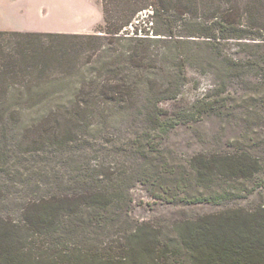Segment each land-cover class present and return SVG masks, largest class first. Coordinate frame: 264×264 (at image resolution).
I'll return each mask as SVG.
<instances>
[{
    "label": "trees",
    "instance_id": "obj_1",
    "mask_svg": "<svg viewBox=\"0 0 264 264\" xmlns=\"http://www.w3.org/2000/svg\"><path fill=\"white\" fill-rule=\"evenodd\" d=\"M99 2L104 26L93 35L0 30V205L17 168L34 186L19 220L0 213V264H264V195L246 205L241 187L264 188V163L251 151L192 157L208 194L189 203L217 209L182 217L170 232L150 222L126 228L120 207L131 182L154 179L152 133L187 120L163 105L189 70L215 76L223 94L238 84L262 95L264 0ZM260 101L243 105L258 121ZM215 103L194 109L207 114ZM121 122L143 131L127 156L139 169L92 168L82 136Z\"/></svg>",
    "mask_w": 264,
    "mask_h": 264
},
{
    "label": "rangeland",
    "instance_id": "obj_2",
    "mask_svg": "<svg viewBox=\"0 0 264 264\" xmlns=\"http://www.w3.org/2000/svg\"><path fill=\"white\" fill-rule=\"evenodd\" d=\"M0 14L2 31L93 35L104 26L99 0H0ZM188 78L178 98L163 105L171 118H176L182 112L187 114V120L178 121L167 134L155 131L151 135V144L158 151L151 158L153 166L149 167L154 179L150 182H131L130 190L123 193L122 198L128 202V205H120L124 216L128 212L126 228L137 222H150L170 232L173 223L182 217L206 214L217 209L209 204L189 203L191 198L208 194L190 169L192 157L198 154L232 153L236 149H245L264 163V90L260 93L262 95H256L262 100L256 111L263 121H258L256 117L246 114L243 107L249 98H256L252 91L243 90L237 84L223 94L221 82L215 76L201 75L193 70H189ZM259 82L251 81L255 84ZM223 100L231 107L220 110ZM214 102L220 103L214 104L216 110L213 112L198 115L194 109L198 103ZM142 132L141 128L135 129L121 122L102 128L94 139L82 136V144L87 147L82 152L84 160L92 168L100 170L102 166L101 170L107 169L110 173L139 169L127 156L133 155L131 146L136 137L143 136ZM142 146L146 150V142ZM16 172L18 179L12 182L6 179L1 186L4 202L0 205V213L19 220L17 210L29 202L34 186L28 184L30 172L26 168L21 166ZM259 182L264 183V174ZM242 185L247 190L243 196L249 197L248 201L244 200L246 205L264 195V188L258 189L255 183ZM124 207H128L127 212Z\"/></svg>",
    "mask_w": 264,
    "mask_h": 264
},
{
    "label": "crops",
    "instance_id": "obj_3",
    "mask_svg": "<svg viewBox=\"0 0 264 264\" xmlns=\"http://www.w3.org/2000/svg\"><path fill=\"white\" fill-rule=\"evenodd\" d=\"M1 22H2V17H1V14H0V25H1ZM3 25V24H2Z\"/></svg>",
    "mask_w": 264,
    "mask_h": 264
}]
</instances>
